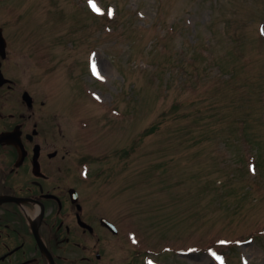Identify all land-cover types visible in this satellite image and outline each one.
I'll return each instance as SVG.
<instances>
[{"label":"rangeland","instance_id":"374dc122","mask_svg":"<svg viewBox=\"0 0 264 264\" xmlns=\"http://www.w3.org/2000/svg\"><path fill=\"white\" fill-rule=\"evenodd\" d=\"M10 1L20 78L123 222L115 257L264 264V0Z\"/></svg>","mask_w":264,"mask_h":264},{"label":"flooded vegetation","instance_id":"af4514ba","mask_svg":"<svg viewBox=\"0 0 264 264\" xmlns=\"http://www.w3.org/2000/svg\"><path fill=\"white\" fill-rule=\"evenodd\" d=\"M13 21L0 0V264H130L115 257L129 244L123 222L83 186L92 177L68 146L63 109L19 76Z\"/></svg>","mask_w":264,"mask_h":264},{"label":"snow or ice","instance_id":"6c2138e0","mask_svg":"<svg viewBox=\"0 0 264 264\" xmlns=\"http://www.w3.org/2000/svg\"><path fill=\"white\" fill-rule=\"evenodd\" d=\"M92 7H93L94 10L99 11V9L96 8V5H95V3H94V0H93V3H92Z\"/></svg>","mask_w":264,"mask_h":264}]
</instances>
